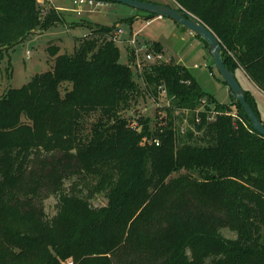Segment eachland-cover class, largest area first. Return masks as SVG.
<instances>
[{
	"label": "trees",
	"instance_id": "obj_1",
	"mask_svg": "<svg viewBox=\"0 0 264 264\" xmlns=\"http://www.w3.org/2000/svg\"><path fill=\"white\" fill-rule=\"evenodd\" d=\"M173 1L214 32L228 68L264 92V0ZM42 5L0 0V65L35 31L66 24ZM113 30L97 26L73 54L51 43L52 69L0 96V264H264V137L233 97L219 103L185 66L157 61L135 76V55L121 63ZM147 94L169 102L155 128L122 114ZM76 176L93 177L108 203L66 191ZM51 194L58 213L47 221Z\"/></svg>",
	"mask_w": 264,
	"mask_h": 264
},
{
	"label": "rangeland",
	"instance_id": "obj_2",
	"mask_svg": "<svg viewBox=\"0 0 264 264\" xmlns=\"http://www.w3.org/2000/svg\"><path fill=\"white\" fill-rule=\"evenodd\" d=\"M39 1L43 2V13L51 7L55 10L58 8L57 5L55 8V0L51 5L45 2V0ZM143 1L153 3L162 2V5L180 8V6L173 0ZM57 2L59 3V7H61V13L67 15L68 19L70 18L69 22L66 23L67 26L57 25L46 31H35L13 49L3 52L2 63L0 65V96L5 94L10 88H22L27 85L35 75L45 73L52 69L54 62L51 61V56L48 51V47L51 43L59 45L62 50L61 53L73 54L78 46L79 39L85 38L88 34L93 33V31L97 30V26L107 28L114 27L115 29V27L120 25L127 35L132 31L133 34L139 35V39L149 40H145L148 46L150 41H159L165 48L164 49L162 46V54L164 55L162 61L167 63H178L185 66L206 93L214 96L219 103L229 104L231 102L230 89L224 83L215 64L212 62L208 47L199 37L186 28L184 29L180 24L164 17V19L153 18L149 20L141 18L135 20V18V21L130 25L127 22V19L135 17L136 12L138 11L121 3L105 2L102 7L94 10L87 9L82 16H78L74 12L70 0H63L62 2L57 0ZM139 13V16L147 18L145 13ZM147 21H151V23L147 25ZM126 38H129V36H126ZM111 41L120 48L121 63L129 64V62H131L129 61V57L132 52L130 47L123 42L117 43L113 40ZM139 56L143 58L142 53L139 54ZM140 61L142 65L141 67H143L144 64H147L142 60ZM132 69L135 76L138 74L140 75L143 70V68L139 69L136 66L135 60L134 63H132ZM236 76L244 88L251 86L250 81H248L242 73H238ZM137 81H139L140 86H142L140 77H137ZM252 92L254 93L256 101H258V107L262 113L260 117L263 121L264 95L254 91V89ZM168 103L169 102L164 94H161L158 99L147 94L145 97L139 99V104H137L136 109L133 108L130 111L123 110L122 114L127 117L133 116V118H138V114L141 113L140 115H143L152 121L151 126L152 128H155L159 118L165 114V112L162 111L163 107L168 105ZM234 110V116L236 117L237 114L235 107ZM159 115L161 116L157 118ZM175 115V121L178 123V128L186 130V128H188L186 115L180 113V111H177ZM132 125L136 127V130L138 131L141 129L138 121H134ZM81 180L82 179L77 176L73 177L71 180H66L64 187L65 190L69 192L73 190L74 192L79 193V195L88 197L91 205L95 208L105 206L108 203L106 192H96L94 186H92L95 185L96 182L93 177H87V181ZM58 203V196L53 194L43 199L47 221H52L57 215ZM224 235L228 238L235 237L234 234L227 230L224 231ZM67 262L74 263L73 259H68L67 261H63L62 264H66Z\"/></svg>",
	"mask_w": 264,
	"mask_h": 264
},
{
	"label": "water",
	"instance_id": "obj_3",
	"mask_svg": "<svg viewBox=\"0 0 264 264\" xmlns=\"http://www.w3.org/2000/svg\"><path fill=\"white\" fill-rule=\"evenodd\" d=\"M104 2H114L127 5L137 11L148 13L154 18L167 17L174 22L180 24L199 38L203 39L209 48L212 60L222 77L223 81L230 89L231 97L238 102L246 115L247 121L251 128L259 135L264 137V123L257 115V112L247 102L245 90L238 81L235 73H233L225 64L222 52L223 46L214 34V32L205 25L201 20L182 8H173L167 5L152 3L143 0H103Z\"/></svg>",
	"mask_w": 264,
	"mask_h": 264
},
{
	"label": "built area",
	"instance_id": "obj_4",
	"mask_svg": "<svg viewBox=\"0 0 264 264\" xmlns=\"http://www.w3.org/2000/svg\"><path fill=\"white\" fill-rule=\"evenodd\" d=\"M54 0H45L49 5L53 4ZM74 9V12L78 16H82L87 9L94 10L102 7L105 2L103 0H70ZM40 2V1H39ZM43 4V2H40ZM151 21H147V25H149ZM129 36V38H126ZM110 40H113L117 43H126L131 49L134 55L136 56L135 64L141 69V61L146 62L147 64L162 61L164 56L163 54L154 55L151 52L147 51V45L145 42H140L139 35L133 34L131 31L128 35L122 29L120 25L115 27L111 35L108 36ZM143 54V58L139 56V54ZM202 104H205V101H202ZM132 128L136 129L132 125ZM138 131V130H137ZM156 144L159 145V142L156 141ZM66 264H72V262H67Z\"/></svg>",
	"mask_w": 264,
	"mask_h": 264
},
{
	"label": "crops",
	"instance_id": "obj_5",
	"mask_svg": "<svg viewBox=\"0 0 264 264\" xmlns=\"http://www.w3.org/2000/svg\"><path fill=\"white\" fill-rule=\"evenodd\" d=\"M60 2H62L63 0H59ZM153 3V2H152ZM158 4H162V2H157ZM56 5L58 6V8H56ZM55 8L57 9V11L58 12H60L61 13V7H59V3L57 2V0H55ZM137 11V10H136ZM140 15V13H139V11L138 12H136V16H135V20H138V19H144V20H147V18H143V17H141V16H139ZM64 18H65V22L67 23V22H69V19H68V17H67V15H65L64 14ZM159 19H164V18H159ZM64 25H66V24H64ZM67 26V25H66ZM176 35V34H175ZM141 40H143V41H145L146 39H141ZM146 41H149V40H146ZM150 42H152V41H150ZM154 42V41H153ZM160 43L159 41H155V43ZM53 45H55V46H58V47H60L59 45H56L55 43H52ZM161 44V43H160ZM162 45V44H161ZM163 46V45H162ZM163 48H164V46H163ZM165 49V48H164ZM62 51V50H61ZM196 67V66H195ZM238 73H242V75H244L245 77H246V79L248 80V81H250L249 80V78L245 75V73L244 72H242L241 70L240 71H238L237 72V74ZM238 79V78H237ZM250 83H251V86L250 87H243L242 85V87H243V89L244 90H246V91H248V92H250V94L254 97V99H255V102H256V106H257V109H258V111H259V113H260V115H262V113L260 112V110H259V107H258V101H256V98H255V96H254V93L252 92L253 91V89H254V91H257V92H259V93H261L262 95H264V92H262L255 84H253L251 81H250ZM241 84V83H240ZM230 97H231V94H230ZM222 104V103H221ZM263 122H264V119H263Z\"/></svg>",
	"mask_w": 264,
	"mask_h": 264
}]
</instances>
